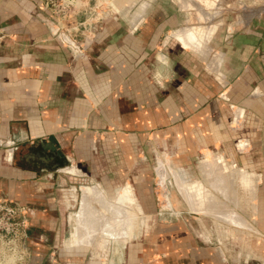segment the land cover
I'll list each match as a JSON object with an SVG mask.
<instances>
[{
	"label": "crops",
	"instance_id": "crops-1",
	"mask_svg": "<svg viewBox=\"0 0 264 264\" xmlns=\"http://www.w3.org/2000/svg\"><path fill=\"white\" fill-rule=\"evenodd\" d=\"M142 8L94 20L86 8L60 22L39 0H0V199L25 209L28 264H231L220 248L199 244L188 220L134 229L135 215L176 216L144 207L150 182L134 154L151 139L160 147L182 137L184 123L190 136L236 131L224 126L229 112L215 127L214 106H240L232 84L263 74L261 18L177 20L143 15L149 1ZM219 28L227 50L218 54L210 44ZM188 29L200 44L182 43V30L197 43ZM251 81L244 89L260 95ZM221 167L207 160L202 189L171 175L191 214L245 225L226 205L235 181Z\"/></svg>",
	"mask_w": 264,
	"mask_h": 264
},
{
	"label": "rangeland",
	"instance_id": "rangeland-1",
	"mask_svg": "<svg viewBox=\"0 0 264 264\" xmlns=\"http://www.w3.org/2000/svg\"><path fill=\"white\" fill-rule=\"evenodd\" d=\"M147 1L150 2V8H144L145 13L143 15L146 16H164L166 14V16L175 15L177 20L186 18L200 20L206 15H213V17H218L215 23L220 21V18L235 19L242 15L246 18L247 14L251 16L256 13L253 11H256L257 8L264 9V0H89L86 6L87 17L89 20H94L100 16L120 18L133 14L134 17L136 12H139V16H141L142 4L146 5ZM131 6H133V10L129 9ZM246 11L249 12L245 13ZM254 22H257L256 25L261 30L260 44L263 49L261 60L264 68V14H262L260 21ZM194 28L197 33L203 32L201 25ZM188 30L192 38L197 41V43L192 44H200L201 39L195 36L190 29ZM217 32L210 45L211 49L215 51L214 53L219 54L222 50H227L224 47L227 44L221 42L223 36L220 28ZM182 43L185 46L191 45L184 40ZM207 50L203 49L202 51L205 53ZM180 59L183 66L189 64V58L181 57ZM235 59L236 57H233L232 61ZM214 76L217 78L216 74ZM255 76L257 86H259L258 83L261 85L259 88L260 95H254L252 93L254 89L251 92H248V88L244 89L246 84H252L251 80ZM245 79L249 83L236 84L235 86L232 84L231 86L232 96L235 101L241 103L240 106L236 105L233 108L230 104L223 106L222 103L214 106L215 127L221 128L222 123L219 118L223 113L229 112V115H226L228 117L224 126L227 129L236 130L234 133L222 135V131L218 130L215 131L213 137L190 136L189 127H184L186 124L184 123L182 127L187 130H182V137H168L165 145L162 143L160 147L158 142L151 139L149 144L144 143L139 154H134L135 161H139L135 164H144L143 171L141 166L137 170L143 172L144 175L148 173L150 182L149 192H146L145 187L147 185L143 187L144 195L148 196L143 202L144 207L149 210L152 209V211L163 208L176 211V216H173L170 211L168 214H172V217L166 216L165 218L156 216V213L147 216L135 215L134 229L142 225L146 227L159 225L163 220L166 221L165 223H179L182 220H188L194 228L199 244L220 248L224 257L231 264H264V72L263 74L248 72ZM214 92L215 97L221 96L218 94L216 85ZM239 108L242 109L240 120L238 119ZM215 158L222 166L221 170L225 174L231 175L235 181L230 192L236 200L231 199L230 204L226 202V205H229L230 211L238 213L245 225L230 223L219 214H191L173 182L171 174L175 171L180 173L187 185L200 184L201 189L207 187L203 165L207 160ZM228 167H232L231 170ZM162 169L168 174L163 180L160 177ZM242 175L246 177L249 183L251 182L250 186L247 183V188L242 184ZM133 189H135L134 195L140 197L143 191L142 187L135 185ZM213 193L217 195L215 192ZM168 202L170 207H168ZM201 203L204 204L205 201Z\"/></svg>",
	"mask_w": 264,
	"mask_h": 264
},
{
	"label": "built area",
	"instance_id": "built-area-1",
	"mask_svg": "<svg viewBox=\"0 0 264 264\" xmlns=\"http://www.w3.org/2000/svg\"><path fill=\"white\" fill-rule=\"evenodd\" d=\"M57 21L64 22L83 12L89 0H39ZM230 3V2H229ZM249 11H246L247 13ZM251 18H261L264 9L257 8ZM243 19V15L241 16ZM246 20V19H245ZM25 209L0 199V264H28L29 252L24 244Z\"/></svg>",
	"mask_w": 264,
	"mask_h": 264
},
{
	"label": "bare ground",
	"instance_id": "bare-ground-1",
	"mask_svg": "<svg viewBox=\"0 0 264 264\" xmlns=\"http://www.w3.org/2000/svg\"><path fill=\"white\" fill-rule=\"evenodd\" d=\"M195 4H196V6H198V4L196 3V2H194ZM181 33L183 34V40L186 42V43H190V44H192V43H196L195 41H193L192 39H191V37H189L188 35H187V31L186 30H182L181 31Z\"/></svg>",
	"mask_w": 264,
	"mask_h": 264
}]
</instances>
